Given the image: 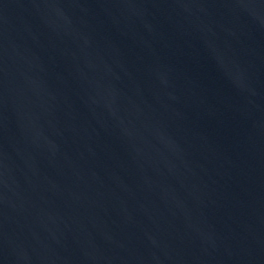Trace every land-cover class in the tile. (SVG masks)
I'll list each match as a JSON object with an SVG mask.
<instances>
[{
	"label": "water",
	"instance_id": "95a60500",
	"mask_svg": "<svg viewBox=\"0 0 264 264\" xmlns=\"http://www.w3.org/2000/svg\"><path fill=\"white\" fill-rule=\"evenodd\" d=\"M0 264H264V0H0Z\"/></svg>",
	"mask_w": 264,
	"mask_h": 264
}]
</instances>
